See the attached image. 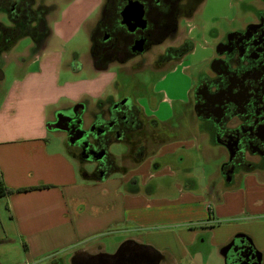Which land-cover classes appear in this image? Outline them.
<instances>
[{"label": "crops", "instance_id": "1", "mask_svg": "<svg viewBox=\"0 0 264 264\" xmlns=\"http://www.w3.org/2000/svg\"><path fill=\"white\" fill-rule=\"evenodd\" d=\"M100 5L101 0H71L58 8L49 36L34 53L29 52L30 43L24 52L15 53V46L0 54V89L4 91L0 98V181L12 191L33 189L0 198L1 264H65L64 260L78 251L106 253L107 244L149 245L160 252L168 250V264H181L184 256L189 264L194 262L186 247L199 236L197 230L173 234L174 242L183 249L182 258L168 244L161 250L146 242L143 229L148 227L144 226L162 224L146 213L162 200L144 199L145 195L134 189L137 183L128 186L125 175L99 181L79 175L66 151L64 135L48 128L55 114L83 100L93 104L117 81L111 68L97 69L89 57L65 48L88 19L95 20ZM11 65L7 80L4 71ZM191 138L188 146L196 149L197 140ZM174 146L161 145L150 160L160 165L158 160L172 154L177 149H170ZM158 164L150 171L152 178L155 174L174 177L168 167ZM148 167L151 169L150 164ZM242 180V188L231 190L226 185L219 198L210 195L217 218H240L241 223L223 228L214 242L215 233H203L212 236L209 244L218 248L233 236L248 239L264 264V175L243 174ZM176 190L177 200L192 195L181 186ZM210 207L206 202V208Z\"/></svg>", "mask_w": 264, "mask_h": 264}, {"label": "flooded vegetation", "instance_id": "2", "mask_svg": "<svg viewBox=\"0 0 264 264\" xmlns=\"http://www.w3.org/2000/svg\"><path fill=\"white\" fill-rule=\"evenodd\" d=\"M70 1L0 0V15L7 21V24L0 22V33L3 30L9 32L11 23H25L27 36L22 39H30L29 52L34 53L49 36V21L59 5ZM259 1L264 3V0ZM129 2L143 5L146 22L144 28L136 27L131 32L121 25V12ZM196 2L101 0L96 18L88 26L89 59L97 69L125 67L130 63L136 70L149 67L154 74L162 73L168 64L183 65L193 44L188 39L174 44L179 38L177 24L181 18L189 19L187 13ZM248 8L254 12L252 20L224 35L214 34L218 42L214 54L207 60V70L199 68L194 75H185L189 87L183 103L170 98L166 89L157 90L158 82L151 90L145 89L143 94L136 96L133 91L124 92V87H118V90L116 81L93 104L83 100L62 114H55L48 128L64 135L68 154L82 164H90L87 176L99 181L113 171L125 172V166H118L115 157L108 153L110 145L123 143L126 146L124 162L132 166L147 157L152 158L161 145L170 142L171 134L179 131V125L178 129L171 128V122L177 121L176 110L184 105L191 110L196 135L224 152L225 160L219 174L226 185L232 184L239 175H264V8ZM19 41L10 49H4L7 40H2L0 54L10 51ZM138 43H141L139 50L136 49ZM164 44L167 45L161 51H155ZM148 56H152L149 63ZM161 107L168 112L163 121L155 115ZM149 164L153 169L158 163L150 160ZM131 173H124L129 175L128 186L138 181ZM151 174L149 172L145 188L152 181ZM246 241V238L233 236L223 244L220 248L225 256L223 263L261 264L260 256L250 251ZM121 251L120 255L109 258V264H146L139 257L142 254L151 258L156 256L159 264L169 263L167 252L157 251L149 245L123 247ZM91 255L98 254L77 255L76 264H84Z\"/></svg>", "mask_w": 264, "mask_h": 264}, {"label": "rangeland", "instance_id": "3", "mask_svg": "<svg viewBox=\"0 0 264 264\" xmlns=\"http://www.w3.org/2000/svg\"><path fill=\"white\" fill-rule=\"evenodd\" d=\"M65 5V3H61L59 7L61 8ZM248 6L260 10L264 8V3L259 0H202L201 5L191 18H181L177 24L179 38L174 44L178 45L182 39H188L193 44V50L184 57L183 65L168 64L160 74L151 73L149 67L144 70H136L135 68H131L130 63L125 67L115 66L111 68V72L117 75L116 88L119 90V88L124 87V92L130 90L138 96V94H143L145 89H148V91L151 90L155 83L158 82L156 86L157 90L166 89L170 98L182 100L183 103V97H186L189 87L185 75H194L195 71L199 68H205L207 70V60L214 54V48L218 42L217 39H214V34L217 32L219 35H224L228 31L234 30L243 23L252 20L254 18V12H252ZM57 16L56 12L49 21V27L52 26ZM92 19L93 18L88 19L87 25L84 26L85 29L83 28L67 45H65L67 51L70 53L77 52L79 56L83 55L89 57L91 41L88 26ZM0 22L7 24L3 15H0ZM30 43V39L28 38L20 40L14 52H24L30 46ZM166 45L167 44H164L161 48L155 49V51H161ZM13 61H16V59H13ZM151 61L152 56H148L147 63ZM185 66L186 69L183 68ZM1 67L2 65L0 64V69ZM11 67L12 65L6 67L4 71L7 80L11 78ZM189 67L190 72L188 73ZM165 75L166 77L163 81H158ZM63 79L64 78H62V80ZM3 92L4 91L0 89V98ZM148 110L151 111L150 108H148ZM176 111L175 117L178 116V118L177 121L173 119L171 128L178 129L177 127L179 125V131L171 134L169 143L175 144L174 147L170 148L171 150L177 149L171 151L170 153L172 154H166L158 160L164 167H168L174 172V177H160L159 174H155L152 181L147 188H145L144 184L148 180L146 178H148L149 172L155 171L148 167L150 157L139 161L136 166L124 162L123 155L126 152V146L123 143H114L110 145L108 153L115 157V163L118 166H125L124 173L132 174L131 172L135 169L137 170L135 175L138 180L136 188L141 194L145 195L143 196L144 199L162 200L157 204L158 207L146 213L152 219L162 222V224L156 226H144L148 227L143 229L145 230L143 234L147 236L146 242L151 241L157 245L156 247L168 244L171 249H174L173 253L182 258L183 249L177 242H174L173 234H178L179 230H183L184 232L188 229L190 232L197 230L199 236L193 244L190 245L189 243L186 247L188 256L194 258L192 264H224L223 259L219 255L220 248L209 244L212 241V236L209 238L208 234L203 233V231L210 232V234L215 233L216 238L213 240L214 242L218 239L219 235H221V231L224 230L223 228L227 226H238L241 223L240 218H229L228 220L217 218L216 211L213 207L215 201L210 198V195L219 198V192L226 186L225 180L219 174L225 160V155L221 149L202 141L199 136L196 135L192 127L193 117L190 112L191 110L181 105V108H177ZM151 112H149V114ZM154 114L155 113H153V115ZM155 115L157 117L166 118L168 112L166 108L161 107ZM161 118L159 119L161 120ZM190 136H194V138L199 141V143L196 141L197 149L188 146L189 141L192 139ZM74 161L77 166L78 174L81 175V172L84 171L87 175V171L91 169L90 164H82L77 159H74ZM124 173L113 171L109 174V178L112 180L113 178L122 177L126 175ZM163 176H166V174H163ZM81 177L84 178L83 176H80V178ZM127 177H129V175ZM140 178H143L145 183H142ZM138 182L143 185L139 186ZM178 186L184 187L192 195L187 199L177 200L176 188ZM227 187H230L228 189L232 188L231 190L244 187L242 175L235 178V181ZM195 196L198 198H195ZM154 202L156 201H153V203ZM206 202L211 206L209 209L206 208ZM117 248L118 247H112L107 244L106 253L113 254ZM159 249L162 250L164 248L161 247ZM186 249L184 247L185 251ZM166 252H168V250H166ZM71 257L72 254L64 260L66 261L64 263L69 264ZM180 261L181 264H189L191 262L189 258L185 256L180 259Z\"/></svg>", "mask_w": 264, "mask_h": 264}, {"label": "water", "instance_id": "4", "mask_svg": "<svg viewBox=\"0 0 264 264\" xmlns=\"http://www.w3.org/2000/svg\"><path fill=\"white\" fill-rule=\"evenodd\" d=\"M121 16H122L121 25H125L129 32L133 31L136 27L144 28L146 25V22L143 19V16H144L143 5L140 4L139 2H129L123 8V10L121 12ZM139 46H141V43L137 44V48H136L137 50H139ZM102 156H103V154H100V157H102ZM101 179L103 180V178H101ZM240 237H242V236H240ZM246 242L248 244V248L250 249V251L253 252V254H255V250L253 249L251 242L248 239ZM128 246H129L128 244H123V245L119 246L113 254L101 253V254H98L96 256L91 255V256H89V258L86 261H84V264H109V258L111 259L118 254L120 255L124 251V250L121 251V249L123 247L125 248ZM84 253L85 252H81V251L75 252L71 257L69 264H76V261H75V259L77 258L76 256L79 254H84ZM219 253H220V256L224 260L225 256L220 251H219ZM257 254L259 255V253H257ZM139 257H141L143 260H145L146 264H159V262H160V260L156 256L151 258V257H149V255L142 254ZM79 264H81V263H79Z\"/></svg>", "mask_w": 264, "mask_h": 264}, {"label": "trees", "instance_id": "5", "mask_svg": "<svg viewBox=\"0 0 264 264\" xmlns=\"http://www.w3.org/2000/svg\"><path fill=\"white\" fill-rule=\"evenodd\" d=\"M202 0H197V2L190 8L189 12L187 13V17L190 18L198 9V7L201 5ZM25 23L17 21L15 23H11L9 24V32L6 33L5 30L2 31V34L0 33V42L2 40H7L4 49H10L15 43H17V41H19L20 39H22L23 37L27 36V28H24ZM192 45H190L191 49ZM81 175L86 176V173L83 171L81 172ZM96 181V180H95ZM44 187H40L38 189H42ZM29 190H33V189H21V190H16V191H12L10 189L5 188V186L3 185V183L0 181V198L7 195V194H13V193H21V192H26Z\"/></svg>", "mask_w": 264, "mask_h": 264}]
</instances>
